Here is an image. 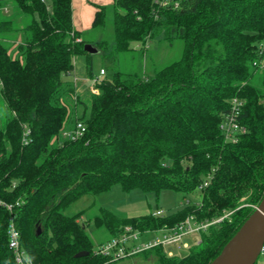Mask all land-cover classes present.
<instances>
[{
	"label": "trees",
	"instance_id": "16d2710c",
	"mask_svg": "<svg viewBox=\"0 0 264 264\" xmlns=\"http://www.w3.org/2000/svg\"><path fill=\"white\" fill-rule=\"evenodd\" d=\"M161 1H112L113 50H131L132 42L145 49L151 39L178 37L180 56L151 75L116 70L112 78L97 80L89 115L66 126L69 112L61 97L73 88L62 76L72 73L74 56H87L92 76L83 47L91 40L73 27L71 0H0V14L7 2L24 17V35L10 38L13 48L4 43V33L9 39L20 28L0 18V92L10 110L0 126V264H15L8 247L10 220L32 264H112L93 252L84 231L89 220L64 210L114 183L156 195L164 188L198 189L200 198L156 215L151 210L120 217L100 206L90 220L108 237L126 225L158 231L189 215L205 222L229 212L200 229L199 241L184 254H168L160 245L135 254L151 255V264H208L259 203L264 0ZM96 6L92 24L104 26L108 8ZM91 44L98 50L107 46L100 39ZM233 98L242 101L237 121L245 131L230 140L219 125ZM76 120L84 123V133L63 136ZM81 250L88 253L74 255Z\"/></svg>",
	"mask_w": 264,
	"mask_h": 264
},
{
	"label": "rangeland",
	"instance_id": "374dc122",
	"mask_svg": "<svg viewBox=\"0 0 264 264\" xmlns=\"http://www.w3.org/2000/svg\"><path fill=\"white\" fill-rule=\"evenodd\" d=\"M6 11H1L0 18H11L13 27L20 28L9 34H5L4 43L10 48L15 47L13 39L20 40L24 32L21 31L24 25V17L21 14L14 13L15 8L11 5L4 4ZM106 15V22L104 26L95 27L89 33L84 35L89 40L100 39L107 42L105 48L99 51L88 52L90 62V72L88 74L87 56L85 54H78L74 56L73 71L71 74L63 75L64 81L74 83L73 90L65 89L62 92V101L66 103L69 116L66 126H70L71 120L74 117H84L89 115L90 99L92 97L91 87L93 86V79L112 78L116 70L123 72H137L140 75H151L155 70L177 59L182 50V41L178 37L171 40H165L157 37L149 40L146 43L145 49L139 43L132 42L131 50L123 52H115L113 50V28H112V10L108 6ZM97 49V48H96ZM100 68L103 72L100 73ZM260 72V71H259ZM258 72V73H259ZM10 115V110L6 106L4 99L0 92V126L3 125L7 116ZM68 128V127H64ZM200 198V191L198 189L183 193L172 189H161L156 195L151 190H142L134 187L128 190L122 189L119 183H114L106 190L95 194H84L77 200L72 202L65 210V214L81 213V220H89L84 227V231L92 243V249L97 246V243L104 241L108 237V232L104 228L95 227L90 220L98 213L100 206L105 207L120 217L136 216L147 214L151 210L161 208L165 214L171 213L182 207L185 203H195ZM229 214V212H227ZM188 243L186 247H173L166 245L163 247L177 255L184 254L187 247L199 240L197 233H191L184 237ZM177 246V245H176ZM113 261L112 264H151L153 257L151 255L143 256L141 254L131 257H125ZM264 256L259 255L256 259V264H263Z\"/></svg>",
	"mask_w": 264,
	"mask_h": 264
},
{
	"label": "built area",
	"instance_id": "2783aa9c",
	"mask_svg": "<svg viewBox=\"0 0 264 264\" xmlns=\"http://www.w3.org/2000/svg\"><path fill=\"white\" fill-rule=\"evenodd\" d=\"M166 1L167 0H162L161 4H165ZM102 72L103 69H100V73ZM96 81L97 78L93 79V86L91 87L92 92H97V89L95 88ZM241 103V100L233 98L231 100L230 112L224 117L219 125L224 137L227 139L234 140L237 134L245 131L244 126L239 124V122L237 121V115L239 114V107ZM84 131V123L81 120H76L73 128H66L62 130V135L70 138H77L81 136ZM27 133L28 130L26 129L22 137L23 143H26L28 140ZM162 212L163 210L161 208H157L152 211V214H162ZM226 215H228V213L214 218L212 221L205 222L196 221L191 215H189L176 225L169 228H163L162 230L158 231H140L137 229H133L130 225H126L122 232H120L118 235L110 236L104 239V241L98 242L97 246L93 249V252L105 256L108 260H118L121 258L134 256L139 251L158 245L162 247H165L166 245L176 248L181 246L186 247L188 245V243L184 240V237L186 235L191 233L198 234L200 229H204L209 223L221 220ZM7 233L8 247L13 252L15 264H32L28 256L20 246L19 230L17 229L13 220H10L8 224ZM167 253L171 254L172 251L167 250ZM259 255L264 256V241L260 247Z\"/></svg>",
	"mask_w": 264,
	"mask_h": 264
},
{
	"label": "water",
	"instance_id": "95a60500",
	"mask_svg": "<svg viewBox=\"0 0 264 264\" xmlns=\"http://www.w3.org/2000/svg\"><path fill=\"white\" fill-rule=\"evenodd\" d=\"M83 47L88 52L97 51L91 43H85ZM263 241L264 192L259 203L208 264H254ZM87 253L88 251L81 250L74 255L82 256Z\"/></svg>",
	"mask_w": 264,
	"mask_h": 264
},
{
	"label": "crops",
	"instance_id": "0c3cea01",
	"mask_svg": "<svg viewBox=\"0 0 264 264\" xmlns=\"http://www.w3.org/2000/svg\"><path fill=\"white\" fill-rule=\"evenodd\" d=\"M112 1L113 0H71L72 23L73 27L80 32V36L84 37L86 33L98 27L92 24L94 14L97 10L96 5L109 6ZM97 40L99 39H93L90 43L96 42ZM97 51L99 50L97 49ZM73 61H75L74 58ZM67 84L72 88L75 87L74 83L67 82Z\"/></svg>",
	"mask_w": 264,
	"mask_h": 264
}]
</instances>
